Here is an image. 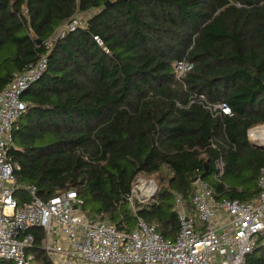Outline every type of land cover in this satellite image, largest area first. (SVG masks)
I'll use <instances>...</instances> for the list:
<instances>
[{
	"label": "trees",
	"instance_id": "obj_1",
	"mask_svg": "<svg viewBox=\"0 0 264 264\" xmlns=\"http://www.w3.org/2000/svg\"><path fill=\"white\" fill-rule=\"evenodd\" d=\"M236 1L0 0V92L47 58L22 96L10 150L17 181L43 200L75 190L88 217L105 213L123 230L139 216L170 239L176 195L193 211L196 178L218 197L256 198L264 149L247 132L264 124V0ZM79 12L85 24L62 34ZM184 57L194 66L180 80L174 63ZM221 103L230 114L208 107ZM139 175H167V186L134 213L127 195ZM30 232L32 264H53L43 229ZM246 264H264V237Z\"/></svg>",
	"mask_w": 264,
	"mask_h": 264
},
{
	"label": "built area",
	"instance_id": "obj_2",
	"mask_svg": "<svg viewBox=\"0 0 264 264\" xmlns=\"http://www.w3.org/2000/svg\"><path fill=\"white\" fill-rule=\"evenodd\" d=\"M236 6L242 4L230 0ZM77 17L60 32L75 30L85 24ZM94 40L104 46L99 36ZM47 44L50 46L51 41ZM106 49V48H105ZM47 58L14 75L0 92V261L32 264L34 256L27 250L35 242L33 227L44 231L43 249L53 264H246V257L264 237V166L258 177L259 195L242 201L218 197L216 189L197 178L191 197L193 211L186 208L183 197L176 195L174 210L180 219L175 239L165 237L155 223L137 218L132 229L119 230L105 213L88 217L83 199L75 190L58 191L49 200L38 196L34 184L18 182L16 163L10 150L14 146L17 120L26 112L24 91L46 69ZM194 63L184 57L174 63L177 78L182 80ZM200 98H204L200 94ZM231 113L226 103L208 106ZM264 124L247 132L252 143L263 144L260 132ZM223 172L220 164L215 174ZM158 183L152 178L137 177L127 200L137 213L136 202L156 198Z\"/></svg>",
	"mask_w": 264,
	"mask_h": 264
},
{
	"label": "rangeland",
	"instance_id": "obj_3",
	"mask_svg": "<svg viewBox=\"0 0 264 264\" xmlns=\"http://www.w3.org/2000/svg\"><path fill=\"white\" fill-rule=\"evenodd\" d=\"M88 13H85V12H79L78 15H77V18L80 19V20H86L87 17H88ZM261 132H264V129H262ZM139 177H144V178H152L154 179L160 188H163V187H166L167 186V175H164L163 178L161 179V177L159 175H156V176H148V175H139ZM34 264H44L42 261H35Z\"/></svg>",
	"mask_w": 264,
	"mask_h": 264
},
{
	"label": "water",
	"instance_id": "obj_4",
	"mask_svg": "<svg viewBox=\"0 0 264 264\" xmlns=\"http://www.w3.org/2000/svg\"><path fill=\"white\" fill-rule=\"evenodd\" d=\"M108 4H109V1L106 2V5H108ZM253 145L256 146V147H259V148L264 149V145H263V144H256V143H253ZM196 179H197V178H196Z\"/></svg>",
	"mask_w": 264,
	"mask_h": 264
},
{
	"label": "bare ground",
	"instance_id": "obj_5",
	"mask_svg": "<svg viewBox=\"0 0 264 264\" xmlns=\"http://www.w3.org/2000/svg\"><path fill=\"white\" fill-rule=\"evenodd\" d=\"M260 139H262L264 141V132H260Z\"/></svg>",
	"mask_w": 264,
	"mask_h": 264
}]
</instances>
